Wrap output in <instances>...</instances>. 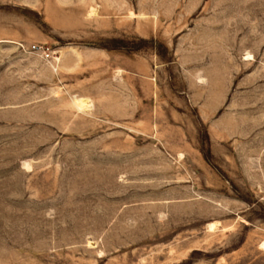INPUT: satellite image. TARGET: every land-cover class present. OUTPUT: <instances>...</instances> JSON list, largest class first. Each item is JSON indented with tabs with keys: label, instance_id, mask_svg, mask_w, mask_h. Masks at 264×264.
Listing matches in <instances>:
<instances>
[{
	"label": "rangeland",
	"instance_id": "1",
	"mask_svg": "<svg viewBox=\"0 0 264 264\" xmlns=\"http://www.w3.org/2000/svg\"><path fill=\"white\" fill-rule=\"evenodd\" d=\"M0 264H264V0H0Z\"/></svg>",
	"mask_w": 264,
	"mask_h": 264
},
{
	"label": "built area",
	"instance_id": "2",
	"mask_svg": "<svg viewBox=\"0 0 264 264\" xmlns=\"http://www.w3.org/2000/svg\"><path fill=\"white\" fill-rule=\"evenodd\" d=\"M34 48L37 49V48H39V47H38V45H35ZM45 55H46L47 57L49 56L48 53H45Z\"/></svg>",
	"mask_w": 264,
	"mask_h": 264
}]
</instances>
